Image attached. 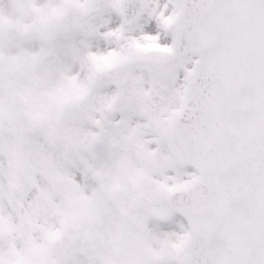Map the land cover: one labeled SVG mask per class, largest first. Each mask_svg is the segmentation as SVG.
Here are the masks:
<instances>
[{"label": "snow or ice", "instance_id": "obj_1", "mask_svg": "<svg viewBox=\"0 0 264 264\" xmlns=\"http://www.w3.org/2000/svg\"><path fill=\"white\" fill-rule=\"evenodd\" d=\"M0 264H264V0H0Z\"/></svg>", "mask_w": 264, "mask_h": 264}]
</instances>
